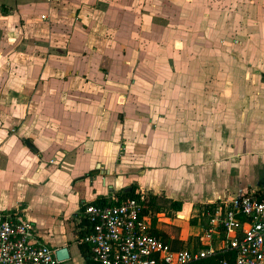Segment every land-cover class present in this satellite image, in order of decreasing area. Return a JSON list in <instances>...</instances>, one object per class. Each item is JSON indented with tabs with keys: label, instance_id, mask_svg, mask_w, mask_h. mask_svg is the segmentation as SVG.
Here are the masks:
<instances>
[{
	"label": "crops",
	"instance_id": "1",
	"mask_svg": "<svg viewBox=\"0 0 264 264\" xmlns=\"http://www.w3.org/2000/svg\"><path fill=\"white\" fill-rule=\"evenodd\" d=\"M170 2L0 0V212L61 264H91L84 204L181 202L149 212L178 249L205 205L264 188V0Z\"/></svg>",
	"mask_w": 264,
	"mask_h": 264
},
{
	"label": "built area",
	"instance_id": "2",
	"mask_svg": "<svg viewBox=\"0 0 264 264\" xmlns=\"http://www.w3.org/2000/svg\"><path fill=\"white\" fill-rule=\"evenodd\" d=\"M145 200L139 195L82 206L78 241L87 246L91 264H193L216 256L233 264H264V188L205 205L196 217L197 245L178 249L152 233L153 215H143ZM55 252L37 240L33 224L18 212H0V264H61Z\"/></svg>",
	"mask_w": 264,
	"mask_h": 264
},
{
	"label": "trees",
	"instance_id": "3",
	"mask_svg": "<svg viewBox=\"0 0 264 264\" xmlns=\"http://www.w3.org/2000/svg\"><path fill=\"white\" fill-rule=\"evenodd\" d=\"M140 194H136L134 189L130 188L126 191H124L121 196H117V202L119 203L121 200H124L126 198H139ZM113 202V201H112ZM103 204L105 202H99L96 201L93 204ZM143 206V215L149 214V212L153 213H159V212H165L172 211L173 213L180 212L182 203L181 202H172L167 200H158L156 196L149 197V200H145V202L142 203ZM169 217L170 213H168ZM153 234H158L154 229L152 231ZM225 258L228 262V264H233L232 261L227 256H216L214 258H208L201 260L199 262L193 263V264H220V261Z\"/></svg>",
	"mask_w": 264,
	"mask_h": 264
},
{
	"label": "rangeland",
	"instance_id": "4",
	"mask_svg": "<svg viewBox=\"0 0 264 264\" xmlns=\"http://www.w3.org/2000/svg\"><path fill=\"white\" fill-rule=\"evenodd\" d=\"M170 1H171V0H168V3H169V5L171 6L172 4H171ZM179 2H180V0H175V3H179ZM216 2H218V0H213V3H216ZM175 3H173V4H175ZM166 6H168V4H166L165 7H166ZM173 17H175V16H169V15H168V16H165V17H164V22H163V23H165V22H169L168 19H172ZM222 40H223V39L220 40V38H217V41H219V42L222 41ZM234 49H235V48H234L233 46H230V48H228V53L235 54ZM185 225H186L185 223L182 224V225L180 224V226H178V227L184 228ZM175 233H176V230H175Z\"/></svg>",
	"mask_w": 264,
	"mask_h": 264
},
{
	"label": "water",
	"instance_id": "5",
	"mask_svg": "<svg viewBox=\"0 0 264 264\" xmlns=\"http://www.w3.org/2000/svg\"><path fill=\"white\" fill-rule=\"evenodd\" d=\"M55 257H56V259L58 260V261H60V262H63V261H65V260H67L68 259V252H67V248H60L59 250H57L56 252H55Z\"/></svg>",
	"mask_w": 264,
	"mask_h": 264
}]
</instances>
